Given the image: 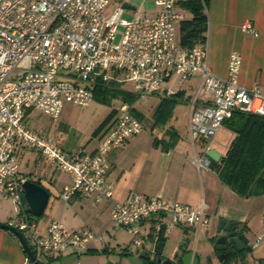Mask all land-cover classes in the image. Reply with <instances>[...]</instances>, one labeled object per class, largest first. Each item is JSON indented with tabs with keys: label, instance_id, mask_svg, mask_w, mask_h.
Here are the masks:
<instances>
[{
	"label": "built area",
	"instance_id": "1",
	"mask_svg": "<svg viewBox=\"0 0 264 264\" xmlns=\"http://www.w3.org/2000/svg\"><path fill=\"white\" fill-rule=\"evenodd\" d=\"M153 1L154 14L137 12L128 20L121 17L125 10L121 6L104 13L109 0H0V192L15 205V217L5 224L24 236L38 260L81 254L96 237L88 227L67 228L57 220L39 229L20 201L27 178L19 171L16 153L32 150L54 171L67 174L69 184L59 193L62 200L89 196L99 203L112 197L106 181L107 154L140 133L143 125L122 103L92 151L70 152L30 126L31 111L55 118L64 99L86 106L93 99V88L109 80L131 82L139 98L159 91L167 97L176 92L165 84L197 76V91L208 99L198 105L193 96L189 102L187 134L192 144L198 138L213 141L234 113L264 117V90L236 83L240 55L230 53L226 76L214 75L208 67L206 36L192 47L179 44L178 24L187 20L184 13H188L179 5L181 0ZM197 1L205 14V0ZM118 26L123 33L115 41ZM241 30L258 35L249 20ZM210 162L206 155L192 159L197 169H207ZM163 217L166 221L158 220ZM110 218L131 235L137 251L145 246L144 221L160 222L154 227V240L160 225L164 231L182 225L198 232L209 222L203 202L189 205L135 191L114 202ZM261 222L264 229V207Z\"/></svg>",
	"mask_w": 264,
	"mask_h": 264
},
{
	"label": "crops",
	"instance_id": "2",
	"mask_svg": "<svg viewBox=\"0 0 264 264\" xmlns=\"http://www.w3.org/2000/svg\"><path fill=\"white\" fill-rule=\"evenodd\" d=\"M205 5L206 31L204 35L207 42L209 70L219 77L226 76L229 55L231 52H237L240 55V65L236 78L237 85L241 87L258 86L264 90V0H205ZM246 20L252 23L258 32L257 36L244 33L241 30V26ZM168 85L175 92L180 93L178 100L186 99L183 106H187L185 134H179L173 125L177 119L175 112L181 108H176L178 100L166 125L163 128L152 126V114L165 96L162 91L151 94L157 97L158 101L153 112L147 117L143 112L133 107L142 118L143 130L128 139L120 148L111 150L107 154L110 168L106 181L111 187L112 197L96 203L89 196H74L66 201L69 203L66 211L71 215V217H66L68 223L60 222L72 229L87 226L86 222L90 221L88 219L90 216L89 214L87 217L82 215L85 211L89 213L87 199H90V203L96 206V208L94 207L95 211H107L110 215L114 202L124 200L130 191L148 197L160 196L166 201H178L189 205L203 202L209 216L208 224L201 228L204 235L208 236L209 239L216 237L213 224L218 225L219 220H223L225 225L231 222L236 223L242 229V233L249 243L258 237L260 238L257 245L250 248L245 254L243 264H262L264 262V229L261 222V211L264 207V196H238L218 179L210 167L197 169L192 164L194 155H205L208 149L218 152L221 158L233 134L223 125L213 141L198 138L192 144L187 134L189 102L193 96H196L197 104L202 105L208 96L197 91V76L184 82L173 80L172 83H167L164 86ZM145 120L147 123H144ZM144 127H147L148 131ZM166 128L174 130L176 137H174L172 147L163 149L162 143L156 146L153 142L155 139L163 141L168 139V135L165 133ZM98 137L99 135L93 137L95 143L91 147H81L80 149L86 152L92 151L97 145ZM66 177V183L62 185L61 189L69 184V178ZM85 198L87 199L85 200ZM78 214L83 219L75 221L74 219ZM5 219L4 216L1 217L0 215V222H4ZM166 219L163 217L158 220L164 222ZM158 220L153 218L144 221L142 223L144 232L146 233L147 229H152L159 224ZM45 226L46 224H38L40 230H43ZM200 230L196 232L191 227L175 225L166 229L163 235L166 241L168 234L174 236L181 234L184 237L194 233L197 235ZM96 239L98 240L96 237L88 242L84 253L94 248ZM185 244L186 242L183 241L175 246L166 258L175 262L176 259L174 260V258L176 254H179L180 245H184L185 251L195 252L197 258L199 253L208 256L210 252L209 247H201L197 250L196 246L189 248ZM212 249L214 251V247ZM71 254L74 253L59 254L49 257L47 260L69 257L68 255ZM216 256V264H219L218 255ZM207 261L211 262V258L208 257ZM0 264H30L17 238L3 229H0Z\"/></svg>",
	"mask_w": 264,
	"mask_h": 264
},
{
	"label": "rangeland",
	"instance_id": "3",
	"mask_svg": "<svg viewBox=\"0 0 264 264\" xmlns=\"http://www.w3.org/2000/svg\"><path fill=\"white\" fill-rule=\"evenodd\" d=\"M123 3L131 5L135 10L125 9L121 17L125 19H132L137 12L146 15L154 14L157 7L153 0H109V6L104 13L109 14L114 8L122 6ZM184 16L190 18L189 13H184ZM123 33L122 27L118 26L116 32L117 41ZM122 88L126 91L135 94L134 87L131 82L124 81L121 83ZM178 85V84H177ZM136 95V94H135ZM133 102L132 107L144 113L147 117L153 112V109L158 101L154 95H148L145 98H139ZM186 99L178 100L176 108H180L176 113V121H174L177 132L181 135L185 134V112L187 106H184ZM122 104L118 98H112L108 103H103L96 98L86 105H77L69 100L64 99L62 108L57 117L45 115L37 110L31 111L28 115V122L30 126L39 134L49 137L56 142L65 151H75L81 147H91L95 143L92 137V131L97 125L110 113L111 110H116ZM147 123V120L144 121ZM148 131L147 127H144ZM196 144V143H195ZM88 145V146H86ZM16 162L19 171L29 180H40L44 188L48 190L49 198L41 216H34V219L39 225H45L51 220L61 221L67 224L66 217L71 215L66 211L68 204L62 200L59 193L63 184L66 183L67 175L60 171H54L52 166L47 163L45 158L32 150L18 151L16 153ZM87 198H85L86 200ZM87 208L89 213L85 211L83 216L89 214L90 221L86 224L93 235L98 238L95 241L94 248L90 252H82L80 255L71 254L69 257H60L48 262L47 258L41 256L39 261L43 264H143L141 255H148L150 260L154 261L156 253L154 249V231L155 229H148L144 234L145 246L137 251V247L132 243L131 235L127 231L112 222L107 211H95L96 206L90 203L87 199ZM80 214L77 215L75 221L82 218ZM0 215L4 216L6 223L9 219L15 217V205L10 198L5 197L0 192ZM69 221V220H68ZM217 224H213V231L216 237L209 239L204 235L203 229L196 235L188 234L184 237L179 235L168 234L165 245L162 248L161 255L168 257L170 251L183 241L186 242V247L200 249L201 247H209L208 256L198 254V264H216L217 256L212 251L215 245V240L221 235H227V231H217ZM77 229V228H76ZM94 240V239H93ZM31 246L32 243L28 242ZM211 258V262L207 258Z\"/></svg>",
	"mask_w": 264,
	"mask_h": 264
},
{
	"label": "trees",
	"instance_id": "4",
	"mask_svg": "<svg viewBox=\"0 0 264 264\" xmlns=\"http://www.w3.org/2000/svg\"><path fill=\"white\" fill-rule=\"evenodd\" d=\"M179 5L191 15V18L178 24L179 44L184 47H192L205 37L206 17L200 2L197 0H181ZM115 97L127 104L130 112L139 121L142 120L132 107L133 102L137 99L136 95L124 90L120 82L109 80L93 88V98L103 103H108L110 99ZM179 98L180 93L176 92L161 99L152 114L153 127L163 128L166 125ZM114 115L115 110L113 109L92 131V137L100 135L111 123ZM223 125L233 136L224 155L218 162L211 161L209 167L216 173L218 179L238 196H264V117L234 113L224 121ZM165 133L168 135L166 141L155 139L153 144L158 146L159 143H162L163 149L172 147L176 133L168 128L165 129ZM32 182L41 185L39 179ZM226 226L229 228L226 235L228 247L225 250L220 248L214 250V253L223 255L219 264H243L245 254L250 249L244 247L238 250L231 241L233 236H237L239 239L244 237L242 229L233 222L226 224ZM90 251L92 250L87 252ZM183 252H185L184 245H180L179 254L175 255L177 264H180L179 256ZM141 258L143 264H154L148 255H141ZM50 261L51 259L48 260V262Z\"/></svg>",
	"mask_w": 264,
	"mask_h": 264
},
{
	"label": "water",
	"instance_id": "5",
	"mask_svg": "<svg viewBox=\"0 0 264 264\" xmlns=\"http://www.w3.org/2000/svg\"><path fill=\"white\" fill-rule=\"evenodd\" d=\"M121 7L124 9H130V10L135 9L133 6L128 5L126 3H123ZM205 155L208 159L214 162H217L220 158V154L213 149H208ZM22 187H23V193L20 196L21 204L25 206V209L29 214L33 216H37V217L41 216L46 206V203L48 201V198H49L48 191L41 185L34 183L30 180H26L23 183ZM0 229L10 232L17 238L30 264H43L33 254L24 236L19 231L6 225L5 223H0ZM217 230L218 232L220 231L228 232L229 228L225 225L223 220H219ZM163 233H164V226L160 225L157 231V236L154 240L153 251L156 253V256L153 262L154 264H177L173 260L163 257L161 255V251H162V248L164 246V241H165V237ZM231 241L233 242V244L236 246L238 250H241L244 247H247L249 249L251 248V243H249L246 237L239 239L237 236H233L231 238ZM227 247H228V244H227L226 235H221L216 238L214 250H217L219 248L225 250L227 249ZM222 257L223 255L219 254L218 260L220 261ZM179 260H180V264H198L199 263L198 258L195 252L193 251H185L181 253L179 256ZM262 264H264V262H262Z\"/></svg>",
	"mask_w": 264,
	"mask_h": 264
},
{
	"label": "flooded vegetation",
	"instance_id": "6",
	"mask_svg": "<svg viewBox=\"0 0 264 264\" xmlns=\"http://www.w3.org/2000/svg\"><path fill=\"white\" fill-rule=\"evenodd\" d=\"M174 260H175V258H174ZM176 262V261H175Z\"/></svg>",
	"mask_w": 264,
	"mask_h": 264
}]
</instances>
